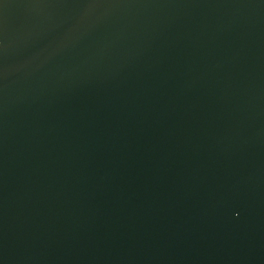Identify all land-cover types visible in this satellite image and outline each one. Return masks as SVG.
<instances>
[{
	"label": "water",
	"instance_id": "1",
	"mask_svg": "<svg viewBox=\"0 0 264 264\" xmlns=\"http://www.w3.org/2000/svg\"><path fill=\"white\" fill-rule=\"evenodd\" d=\"M0 264H264V0H0Z\"/></svg>",
	"mask_w": 264,
	"mask_h": 264
}]
</instances>
